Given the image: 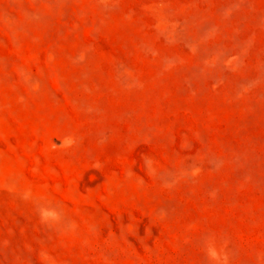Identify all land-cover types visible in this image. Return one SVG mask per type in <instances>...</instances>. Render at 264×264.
<instances>
[{"label": "rangeland", "instance_id": "rangeland-1", "mask_svg": "<svg viewBox=\"0 0 264 264\" xmlns=\"http://www.w3.org/2000/svg\"><path fill=\"white\" fill-rule=\"evenodd\" d=\"M0 264H264V0H0Z\"/></svg>", "mask_w": 264, "mask_h": 264}]
</instances>
